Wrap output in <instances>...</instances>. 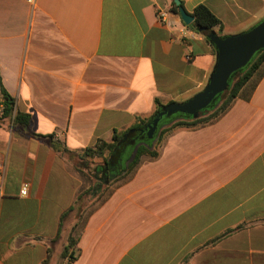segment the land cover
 Returning <instances> with one entry per match:
<instances>
[{
  "label": "crops",
  "instance_id": "0c3cea01",
  "mask_svg": "<svg viewBox=\"0 0 264 264\" xmlns=\"http://www.w3.org/2000/svg\"><path fill=\"white\" fill-rule=\"evenodd\" d=\"M180 2L188 14L206 6L220 36L264 19V0ZM170 7L0 0L1 84L30 118L0 120V264H264V74L219 119L165 136L131 173L103 182L99 164L93 179L80 167L83 150L149 120L155 101L182 103L206 86L213 47L178 18L160 23Z\"/></svg>",
  "mask_w": 264,
  "mask_h": 264
},
{
  "label": "trees",
  "instance_id": "16d2710c",
  "mask_svg": "<svg viewBox=\"0 0 264 264\" xmlns=\"http://www.w3.org/2000/svg\"><path fill=\"white\" fill-rule=\"evenodd\" d=\"M170 1L171 7L169 11L172 14L177 15V8L174 6L173 0ZM190 15L194 17V22L189 27L202 34L208 42L209 40L207 39V34L210 31H215L216 34H218L219 36L221 35V32L223 30L221 22L210 12V10L206 6H197ZM199 29H202V31L199 32ZM213 50L214 53H216L214 47ZM262 74H264V50L258 52L246 67L232 75L228 90L217 98L214 105H212L208 110L203 111L197 118L181 116L170 118L168 121L165 120L161 122L159 128L160 130H158L159 132L153 140L144 139L143 141H141L139 138L136 139L135 144L140 143V145L137 147L136 153L132 160L127 164L125 175L131 173L141 163L142 158H157V150L162 140L165 136L169 135L176 129H196L219 119L229 109L230 105L237 97L239 91L243 88V86L253 77L260 76ZM0 95L2 100L0 108V120L8 119L13 126L28 127L30 124L29 116L21 114L15 110L14 100L2 87L1 79ZM155 106V113L160 108H162V105L158 101H155ZM153 116L150 119H152ZM149 120L136 118V123L131 128L123 132L114 131L111 143H105L102 141L97 142L93 148H87L83 150V154L80 155L79 158L82 160L85 158H98L101 159L103 163H106V153L111 154L114 151L116 145L124 138V136L128 132L142 127ZM75 245L76 241L72 239L69 242L68 247L65 248L62 255L63 259L68 258L70 263L75 259ZM69 249H72L70 253L68 252Z\"/></svg>",
  "mask_w": 264,
  "mask_h": 264
},
{
  "label": "water",
  "instance_id": "95a60500",
  "mask_svg": "<svg viewBox=\"0 0 264 264\" xmlns=\"http://www.w3.org/2000/svg\"><path fill=\"white\" fill-rule=\"evenodd\" d=\"M173 3L182 23L186 26L193 24L194 17L184 10L180 0H173ZM207 39L216 53L213 71L203 90L185 102L172 103L160 108L145 125L128 132L116 145L113 155L120 157L128 145L134 146L135 149L138 145L135 141L138 138L141 141L153 140L161 122L166 119L178 116L197 118L214 105L217 98L228 90L232 75L246 67L258 52L264 50V19L248 31L237 35L219 36L215 31H210ZM132 134L141 136H131ZM127 139L132 141L127 144L125 142ZM130 159L128 157L127 161Z\"/></svg>",
  "mask_w": 264,
  "mask_h": 264
},
{
  "label": "flooded vegetation",
  "instance_id": "af4514ba",
  "mask_svg": "<svg viewBox=\"0 0 264 264\" xmlns=\"http://www.w3.org/2000/svg\"><path fill=\"white\" fill-rule=\"evenodd\" d=\"M158 130H160L158 128ZM159 131H156L155 137L157 136ZM131 136H141V135H134L132 134ZM131 139H127L125 142L129 144ZM124 145V144H121ZM124 155V154H123ZM123 155L121 154L120 157L117 155H113V153L110 155L108 161L104 163L103 166H101L99 169L102 181L103 182H108L118 176L122 171H124V168L127 166V164L131 161H127V158L123 160Z\"/></svg>",
  "mask_w": 264,
  "mask_h": 264
},
{
  "label": "built area",
  "instance_id": "2783aa9c",
  "mask_svg": "<svg viewBox=\"0 0 264 264\" xmlns=\"http://www.w3.org/2000/svg\"><path fill=\"white\" fill-rule=\"evenodd\" d=\"M33 1L34 0H24V2L26 3H32ZM171 17H175L181 20L178 14L177 15L172 14L168 10H160L157 12L158 21L164 25H169V20ZM0 108H1V105H0ZM4 170H5L4 163H0V198L2 197V191H3ZM28 187H29L28 183H23L20 188L19 195L22 197H25L28 192Z\"/></svg>",
  "mask_w": 264,
  "mask_h": 264
},
{
  "label": "rangeland",
  "instance_id": "374dc122",
  "mask_svg": "<svg viewBox=\"0 0 264 264\" xmlns=\"http://www.w3.org/2000/svg\"><path fill=\"white\" fill-rule=\"evenodd\" d=\"M169 119H166V121H168ZM132 141V140H131ZM123 160H125L127 158V153L123 155ZM80 167L81 166H85V169L87 170V174L88 176L90 177V179H93V168H92V165L93 166H97L98 164V167L100 168L101 166L104 165V163L102 162L101 159H98V158H85V159H81L80 161Z\"/></svg>",
  "mask_w": 264,
  "mask_h": 264
}]
</instances>
